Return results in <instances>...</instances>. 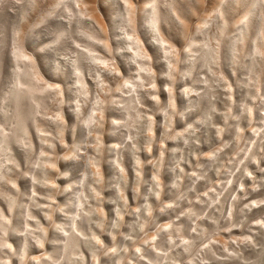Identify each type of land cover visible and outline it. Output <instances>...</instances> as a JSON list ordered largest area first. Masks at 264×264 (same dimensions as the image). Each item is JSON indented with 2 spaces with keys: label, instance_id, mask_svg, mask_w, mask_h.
<instances>
[{
  "label": "rangeland",
  "instance_id": "obj_1",
  "mask_svg": "<svg viewBox=\"0 0 264 264\" xmlns=\"http://www.w3.org/2000/svg\"><path fill=\"white\" fill-rule=\"evenodd\" d=\"M0 226V264H264V0H0Z\"/></svg>",
  "mask_w": 264,
  "mask_h": 264
},
{
  "label": "bare ground",
  "instance_id": "obj_2",
  "mask_svg": "<svg viewBox=\"0 0 264 264\" xmlns=\"http://www.w3.org/2000/svg\"><path fill=\"white\" fill-rule=\"evenodd\" d=\"M152 6H151V4H147V3H145L144 5H143V8H146V9H149V8H151ZM155 11V10H154ZM153 11V12H154ZM149 15V14H148ZM151 16H153L152 14H151ZM149 19V18H148ZM149 20H151V19H149ZM153 23H154V21H153ZM152 25V24H151ZM241 35V34H240ZM243 35V34H242ZM46 164H48V163H46ZM84 183V182H83ZM81 185H82V183H81ZM12 204H13V202H12ZM14 205H15V203H14ZM15 207V206H14ZM14 210V209H13ZM1 227V226H0ZM4 228H5V225H4ZM2 230V229H1ZM3 232H4V230H3ZM72 235H74V234H72ZM67 243V242H66ZM65 249V248H64ZM25 250V249H24ZM68 263V262H67ZM4 264H9L8 262H5ZM70 264V263H69Z\"/></svg>",
  "mask_w": 264,
  "mask_h": 264
}]
</instances>
